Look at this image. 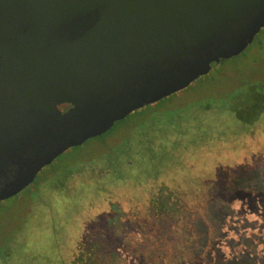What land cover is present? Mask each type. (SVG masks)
Returning a JSON list of instances; mask_svg holds the SVG:
<instances>
[{"label": "rangeland", "instance_id": "1", "mask_svg": "<svg viewBox=\"0 0 264 264\" xmlns=\"http://www.w3.org/2000/svg\"><path fill=\"white\" fill-rule=\"evenodd\" d=\"M250 46L162 107L136 110L101 138L67 149L52 162L62 167L57 174L44 167L1 201L0 264H71L84 240L113 245L116 264H142L137 258L172 247L173 239L201 242L202 233L187 227L205 223L216 254L247 251L264 264V99L256 98L264 85V29ZM244 172L258 184L252 197H233L227 210L209 206L205 223L188 220L193 194Z\"/></svg>", "mask_w": 264, "mask_h": 264}, {"label": "water", "instance_id": "2", "mask_svg": "<svg viewBox=\"0 0 264 264\" xmlns=\"http://www.w3.org/2000/svg\"><path fill=\"white\" fill-rule=\"evenodd\" d=\"M263 28L264 0H0V202Z\"/></svg>", "mask_w": 264, "mask_h": 264}, {"label": "trees", "instance_id": "3", "mask_svg": "<svg viewBox=\"0 0 264 264\" xmlns=\"http://www.w3.org/2000/svg\"><path fill=\"white\" fill-rule=\"evenodd\" d=\"M264 29V28H263ZM251 49L247 47L240 55L235 57V59H241L245 57V52ZM253 49V48H252ZM204 80V79H203ZM255 88V87H254ZM260 96L255 97L259 99H264V85L260 87ZM258 86L254 89L257 91ZM186 90V89H185ZM185 90H181L177 93H174L152 105L145 106L141 108L139 111L147 109V108H156L157 106H163L167 104L173 95H177ZM257 100V101H258ZM135 112V111H134ZM132 112V113H134ZM130 113V114H132ZM97 138V137H96ZM94 138V139H96ZM98 138H101L98 137ZM102 140V139H101ZM100 142V140H99ZM102 144V142H100ZM242 166V165H241ZM244 166V165H243ZM238 167V166H237ZM62 168V167H61ZM60 171V169H59ZM55 173V171H48V173ZM247 173V172H246ZM244 174L238 180V177L235 178H226L225 181L221 185H215L216 182L212 184L209 189L204 193H199V196L193 194L192 200L190 201V206L188 207L186 213L188 214V220L193 221L195 217H198L199 222H204L203 211L207 212L206 209H209V206H213L216 209L221 207V209L227 210V207L232 201L233 197L241 196L245 194V196L252 197L255 193L251 190V186H257V182L255 181V176H252L251 173ZM46 174V175H47ZM44 175V176H46ZM63 176V174L61 175ZM219 188V189H216ZM263 187V186H262ZM255 189V188H252ZM252 191V192H250ZM192 223V222H191ZM190 231L193 230L194 233L198 234L202 233L203 240L198 243H187L186 241H178L172 240V247H169L166 244L164 248H160L159 245L156 248L152 249V251L142 256V258L138 259V261L143 262L142 264H258L257 258L250 255L249 252L243 251L242 255L237 257H225L221 251H217L218 254L215 253L214 249V239H210L213 234V227L206 224L202 228L199 225L190 224L187 227ZM215 230V229H214ZM210 234V236H209ZM178 241V242H177ZM180 242V243H179ZM107 243L103 244L99 241L97 242H87V240L81 241L78 243L76 248V253L73 255L71 260V264H116V253L113 251L115 248L113 245L107 247ZM217 255L215 256V254ZM81 251V252H80Z\"/></svg>", "mask_w": 264, "mask_h": 264}, {"label": "flooded vegetation", "instance_id": "4", "mask_svg": "<svg viewBox=\"0 0 264 264\" xmlns=\"http://www.w3.org/2000/svg\"><path fill=\"white\" fill-rule=\"evenodd\" d=\"M56 158H57V157H56ZM52 162H53V161H52ZM52 162H51L48 166H50V167H51L50 170H51V171H55V173H52V172H51V173H48L47 175H55V174H57V172H59V169L61 168V166H58V165H57L56 167L53 166V165H52ZM48 166H45V167H48ZM43 168H44V167H43ZM43 168H42V169H43ZM83 174H84V175H89V174H91V172L88 171V170H86V168H85V170L83 171ZM36 175H37V174H36ZM35 177H36V176H35ZM34 179H35V178H34ZM28 186H29V185H28ZM28 186H27V187H28ZM27 187H26V188H27ZM24 189H25V188H24ZM19 193H20V192H19ZM19 193H18V194H19ZM18 194H16V195L13 196V197H16ZM13 197H11V198H13ZM9 199H10V198H9ZM4 201H5V200H4Z\"/></svg>", "mask_w": 264, "mask_h": 264}]
</instances>
